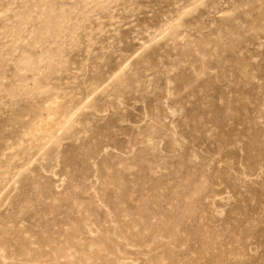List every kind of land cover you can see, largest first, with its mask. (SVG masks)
Listing matches in <instances>:
<instances>
[{
	"label": "rangeland",
	"instance_id": "374dc122",
	"mask_svg": "<svg viewBox=\"0 0 264 264\" xmlns=\"http://www.w3.org/2000/svg\"><path fill=\"white\" fill-rule=\"evenodd\" d=\"M0 264H264V0H0Z\"/></svg>",
	"mask_w": 264,
	"mask_h": 264
}]
</instances>
